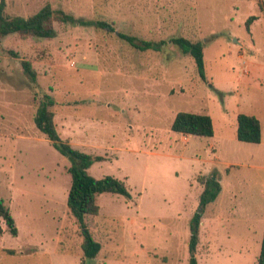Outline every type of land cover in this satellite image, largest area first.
I'll list each match as a JSON object with an SVG mask.
<instances>
[{
  "label": "rangeland",
  "instance_id": "1",
  "mask_svg": "<svg viewBox=\"0 0 264 264\" xmlns=\"http://www.w3.org/2000/svg\"><path fill=\"white\" fill-rule=\"evenodd\" d=\"M4 1L9 15L27 17L48 3L115 31L55 22L52 38L0 37V198L17 227L15 236L0 233V264H187L190 218L213 175L221 191L205 213L222 218L201 225L197 264H257L264 68L249 62H264V0ZM117 32L162 43L141 50ZM173 37L202 43L204 79ZM22 59L35 69L34 82ZM46 96L61 140L101 157L87 173L113 175L130 192L99 195L98 213L87 218L100 244L93 258L83 256L66 206L71 162L34 123ZM180 111L210 115L213 136L173 131ZM239 113L259 119V142L237 140Z\"/></svg>",
  "mask_w": 264,
  "mask_h": 264
},
{
  "label": "trees",
  "instance_id": "2",
  "mask_svg": "<svg viewBox=\"0 0 264 264\" xmlns=\"http://www.w3.org/2000/svg\"><path fill=\"white\" fill-rule=\"evenodd\" d=\"M255 16H250L247 22L253 20ZM88 24L97 28L114 32L115 28L111 22L89 21L83 18H76L73 14L61 9H55L50 4H45L34 14L27 17L9 15L5 12V1L0 0V37L11 33H17L21 37L52 38L55 33L54 23ZM117 35L135 48L160 49V42H153L146 39H137L133 35L117 32ZM181 52L191 55L197 71L202 79L205 78L204 53L200 41H192L184 37H173L170 39ZM13 53V52H10ZM21 67L23 72L34 82L36 71L30 61L22 59ZM54 104L51 97L46 96L45 100L40 101L34 114V123L37 128L45 135L51 144L64 156L71 164L67 167L71 183L66 198L68 212L76 220L82 235L81 249L84 257L93 258L100 250V244L94 240L88 227L87 218L96 215L99 211L97 199L103 193H112L129 197L130 192L125 182L113 175H106L96 179L87 173L86 169L93 160L101 159L100 156H93L73 147L67 140L62 141L56 129L54 113L50 106ZM236 138L244 142H259L261 139V126L259 119L251 114L239 113L237 115ZM171 129L182 134H190L200 137L213 136L212 118L208 114L194 113L187 111L178 112L172 122ZM219 178L216 175L208 178L204 190L201 192L198 207L192 214L189 222V257L187 264H197L195 256L199 241L200 222L205 207L213 201L220 191ZM0 219L4 223L1 225L0 233L8 231L11 235L17 234V227L9 209L0 198ZM257 264H264V226L260 244V251Z\"/></svg>",
  "mask_w": 264,
  "mask_h": 264
},
{
  "label": "crops",
  "instance_id": "3",
  "mask_svg": "<svg viewBox=\"0 0 264 264\" xmlns=\"http://www.w3.org/2000/svg\"><path fill=\"white\" fill-rule=\"evenodd\" d=\"M263 12H264V10H263ZM235 40H237V39H235ZM242 44V43H241ZM243 45V47L244 48H246L249 52L250 51H252L253 49H255V44L254 43H251L249 46L247 45V44H245V43H243L242 44ZM250 63V65L252 64L253 66H255V67H258V68H264V62H259V61H257V60H253V61H250L249 62ZM249 65V66H250ZM240 81H241V79H239ZM255 116V115H254ZM260 122V121H259ZM261 126V125H260ZM219 181V180H218ZM219 183H220V181H219ZM220 191H221V183H220ZM219 191V192H220ZM218 196V195H217ZM217 196H216V198H217ZM215 198V199H216ZM214 199V200H215ZM213 200V201H214ZM212 202V201H211ZM208 206V205H207ZM207 206L205 207V209H204V212H203V214H202V218H201V222H200V228H201V225H203V224H211L212 223V220L213 219H215V220H217V219H221L222 218V216L220 217V215L218 214V216H217V214L215 213V212H206L205 213V211H206V208H207ZM214 213H215V215H214ZM204 215H205V219L207 220H205V223L203 222V217H204ZM214 215V216H213ZM199 242V241H198ZM198 246V245H197Z\"/></svg>",
  "mask_w": 264,
  "mask_h": 264
}]
</instances>
